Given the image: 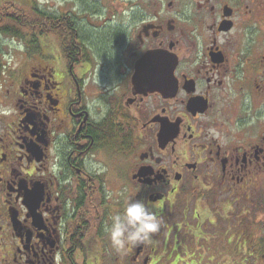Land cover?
Segmentation results:
<instances>
[{"label":"flooded vegetation","instance_id":"af4514ba","mask_svg":"<svg viewBox=\"0 0 264 264\" xmlns=\"http://www.w3.org/2000/svg\"><path fill=\"white\" fill-rule=\"evenodd\" d=\"M109 1L30 0L0 64V264H264V0ZM129 200L161 228L118 251Z\"/></svg>","mask_w":264,"mask_h":264},{"label":"clouds","instance_id":"9594fccd","mask_svg":"<svg viewBox=\"0 0 264 264\" xmlns=\"http://www.w3.org/2000/svg\"><path fill=\"white\" fill-rule=\"evenodd\" d=\"M8 47L23 51V43L15 40L8 44ZM12 59L13 57H8L10 63ZM8 111V109H5V114ZM161 223L160 218L150 210L145 202L129 200L122 212L110 217V223L107 225L106 231L113 247L120 251L129 245L152 243V236L159 232Z\"/></svg>","mask_w":264,"mask_h":264},{"label":"trees","instance_id":"16d2710c","mask_svg":"<svg viewBox=\"0 0 264 264\" xmlns=\"http://www.w3.org/2000/svg\"><path fill=\"white\" fill-rule=\"evenodd\" d=\"M18 0H0V37L6 36L14 39H19L20 41L27 42L29 36L34 35V30H43L46 33L45 27H36L33 28L25 22L32 21L35 18L30 4H23L22 6L16 5L15 2ZM42 32V31H40ZM89 36V40L94 42L95 47L99 49L103 55L108 53L110 49L106 47L105 44H102V38L96 39L95 37ZM31 42H28V44ZM111 44V42H109ZM64 43L59 41V46L61 49L64 48ZM105 132L107 131L108 137L112 134H117V129L111 125V123H106L102 128Z\"/></svg>","mask_w":264,"mask_h":264},{"label":"rangeland","instance_id":"374dc122","mask_svg":"<svg viewBox=\"0 0 264 264\" xmlns=\"http://www.w3.org/2000/svg\"><path fill=\"white\" fill-rule=\"evenodd\" d=\"M29 1L30 0H27L25 3L23 2V1H20V0H18L17 2H15L16 3V5H18V6H22L23 4H29ZM52 0H37V2L38 3H42V2H44L45 4L47 3V2H51ZM99 3L100 2H102V3H104L105 2V0H97ZM110 1L109 0H107V3H109ZM24 6V5H23ZM107 12L106 11H104V10H102V24H104V21H105V16L107 15L106 14ZM104 29L102 28V31H103ZM107 32H101V36H102V44H105L106 45V47L108 48V50L110 49H112V45L109 43L110 41L109 40H107L105 37L107 36ZM13 40H15V41H17V42H20L18 39H14V38H11V37H6V36H1L0 37V64L1 65H7V67H14L15 69H16V67L14 66V62H16L17 61V58H19V56H18V53H21L22 51H18V50H15V49H10L9 47H8V44H10ZM8 42L7 44L5 43V42ZM93 44H95V43H93ZM53 45H54V43H53ZM55 46V45H54ZM54 52H56V50L54 51ZM8 57H13V59H12V61H11V63L9 62V60H8ZM8 63V64H7ZM94 73V72H93ZM91 77H93V75L91 76ZM95 77V76H94ZM107 189H108V191H107V194H113L114 193V191H116L117 189H116V186L115 185H113V184H107V187H106ZM119 189V188H118Z\"/></svg>","mask_w":264,"mask_h":264},{"label":"water","instance_id":"95a60500","mask_svg":"<svg viewBox=\"0 0 264 264\" xmlns=\"http://www.w3.org/2000/svg\"><path fill=\"white\" fill-rule=\"evenodd\" d=\"M26 200H27V201L25 202V204H26L27 206H30V205H29V204H30V203H29V202H30V197H27ZM28 201H29V202H28ZM11 222H12L13 228L16 229V228H17V225H18V222L16 221V219L13 218V219L11 220Z\"/></svg>","mask_w":264,"mask_h":264}]
</instances>
